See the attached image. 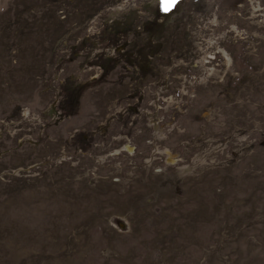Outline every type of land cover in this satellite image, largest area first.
I'll list each match as a JSON object with an SVG mask.
<instances>
[{"label":"rangeland","instance_id":"rangeland-1","mask_svg":"<svg viewBox=\"0 0 264 264\" xmlns=\"http://www.w3.org/2000/svg\"><path fill=\"white\" fill-rule=\"evenodd\" d=\"M0 264H264V0H0Z\"/></svg>","mask_w":264,"mask_h":264},{"label":"snow or ice","instance_id":"snow-or-ice-1","mask_svg":"<svg viewBox=\"0 0 264 264\" xmlns=\"http://www.w3.org/2000/svg\"><path fill=\"white\" fill-rule=\"evenodd\" d=\"M177 2L178 0H159L161 10L164 12L171 11Z\"/></svg>","mask_w":264,"mask_h":264}]
</instances>
